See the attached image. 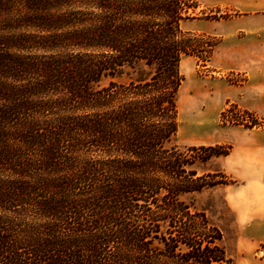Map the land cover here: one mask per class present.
Listing matches in <instances>:
<instances>
[{
	"label": "trees",
	"instance_id": "16d2710c",
	"mask_svg": "<svg viewBox=\"0 0 264 264\" xmlns=\"http://www.w3.org/2000/svg\"><path fill=\"white\" fill-rule=\"evenodd\" d=\"M196 7L0 0V264H234L180 200L224 184L194 167L228 150L170 146Z\"/></svg>",
	"mask_w": 264,
	"mask_h": 264
},
{
	"label": "rangeland",
	"instance_id": "374dc122",
	"mask_svg": "<svg viewBox=\"0 0 264 264\" xmlns=\"http://www.w3.org/2000/svg\"><path fill=\"white\" fill-rule=\"evenodd\" d=\"M191 17L204 23L225 16L197 5ZM187 25L181 28L190 35L191 48L180 62L178 130L170 146H222L228 155L194 167L198 175L220 173L224 184L180 200L220 230L221 246L234 264H264V81L253 74L252 63L241 68V61H231L234 66L227 68L215 60L219 38L191 32ZM146 74L141 65L125 66L98 85L136 81Z\"/></svg>",
	"mask_w": 264,
	"mask_h": 264
},
{
	"label": "crops",
	"instance_id": "0c3cea01",
	"mask_svg": "<svg viewBox=\"0 0 264 264\" xmlns=\"http://www.w3.org/2000/svg\"><path fill=\"white\" fill-rule=\"evenodd\" d=\"M192 1L197 3L198 8L218 10L225 16L204 23L198 19L185 21L191 32L219 38L212 52L214 59L224 61L227 68L234 66L231 61H241V65L239 62L236 64L241 68L252 63L253 74L261 76L264 81L261 71L264 69V0Z\"/></svg>",
	"mask_w": 264,
	"mask_h": 264
}]
</instances>
